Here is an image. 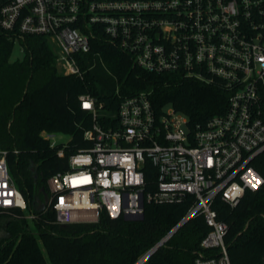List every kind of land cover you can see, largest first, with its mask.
<instances>
[{"label": "built area", "instance_id": "1", "mask_svg": "<svg viewBox=\"0 0 264 264\" xmlns=\"http://www.w3.org/2000/svg\"><path fill=\"white\" fill-rule=\"evenodd\" d=\"M0 29L17 41L48 37L65 76L84 77L79 56L91 53L104 33L150 73L225 83L227 112L203 126H191L172 106L158 114L151 92L124 99L116 113L82 95L81 109L93 122L84 134L90 147L72 154L68 170L48 180L45 211H53L60 225L97 223L102 213L113 220L144 215L147 204H178L192 196L185 218L136 264H146L197 216L210 231L194 264H231L228 225L213 205L220 198L235 208L247 191L264 185L251 166L264 152V0H0ZM41 136L51 148L68 144L57 140L59 134ZM8 156L0 150V211L24 212L27 202ZM58 156L65 157L64 149ZM149 164L157 177L148 190Z\"/></svg>", "mask_w": 264, "mask_h": 264}, {"label": "trees", "instance_id": "2", "mask_svg": "<svg viewBox=\"0 0 264 264\" xmlns=\"http://www.w3.org/2000/svg\"><path fill=\"white\" fill-rule=\"evenodd\" d=\"M18 38L0 29V150L9 152L10 172L27 210L0 211V232L7 233L0 240V264H136L185 218L194 199L147 204L143 221L113 220L102 213L97 223L60 225L53 211L40 209L44 190L50 197L48 180L68 170L72 154L90 147L84 134L92 128V116L81 109L79 98L91 95L116 113L124 99L151 92L158 114L172 106L189 118L191 126H203L227 112L230 93L225 83L150 73L104 33L93 40L91 53L79 56L84 77L65 76L48 37ZM16 43L24 57L12 61ZM43 132L71 139L66 146L51 148ZM61 149L64 158L58 156ZM251 166L264 178V152ZM146 170L149 190L157 173L150 164ZM213 209L228 225L231 264H263L264 185L256 192L247 191L235 208L218 198ZM32 215L34 229L27 218ZM209 231L203 216L193 218L146 264H194Z\"/></svg>", "mask_w": 264, "mask_h": 264}, {"label": "rangeland", "instance_id": "3", "mask_svg": "<svg viewBox=\"0 0 264 264\" xmlns=\"http://www.w3.org/2000/svg\"><path fill=\"white\" fill-rule=\"evenodd\" d=\"M24 57V54H23V51H22V48L20 47L19 43H16V46H15V49H14V52H13V55H12V61H15L17 59L19 60H22ZM169 110L172 108L171 106H168L167 107ZM71 137L68 136V135H59L57 137V140L59 142H62V143H68L70 141ZM34 222L32 220H30V227L32 229H34Z\"/></svg>", "mask_w": 264, "mask_h": 264}, {"label": "water", "instance_id": "4", "mask_svg": "<svg viewBox=\"0 0 264 264\" xmlns=\"http://www.w3.org/2000/svg\"><path fill=\"white\" fill-rule=\"evenodd\" d=\"M49 197L47 192L44 190V201L42 202V205L40 207V209H45L46 204L48 203ZM125 220L127 221H143L144 220V215H132V216H127L125 217ZM7 236V233H2L0 232V240L5 238ZM157 251V249L153 250L150 253V256H152L155 252Z\"/></svg>", "mask_w": 264, "mask_h": 264}]
</instances>
